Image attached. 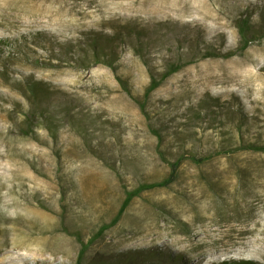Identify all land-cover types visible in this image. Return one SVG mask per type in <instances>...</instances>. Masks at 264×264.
<instances>
[{
  "label": "rangeland",
  "instance_id": "obj_1",
  "mask_svg": "<svg viewBox=\"0 0 264 264\" xmlns=\"http://www.w3.org/2000/svg\"><path fill=\"white\" fill-rule=\"evenodd\" d=\"M245 19L260 29L264 0H0V264H76L103 225L85 264H264V152L247 149L264 145V36L242 48Z\"/></svg>",
  "mask_w": 264,
  "mask_h": 264
},
{
  "label": "trees",
  "instance_id": "obj_2",
  "mask_svg": "<svg viewBox=\"0 0 264 264\" xmlns=\"http://www.w3.org/2000/svg\"><path fill=\"white\" fill-rule=\"evenodd\" d=\"M238 33L240 35V40L242 43V48H246L248 42L250 41L249 38L254 39L255 36H258L260 33L264 36V21L263 25L260 29L258 30H252L250 31L249 29V21L244 20V23H240L238 26ZM119 37H117V40ZM86 48L83 50L87 54L85 57V61H87L90 58H93L95 60H102V56L106 55L105 54V47L103 46V43L100 38H88L87 44L85 45ZM46 49V48H45ZM47 50V49H46ZM72 51H74L71 48ZM76 52H74L75 54ZM90 56H88L89 54ZM181 59L178 60L180 62ZM182 68V66L179 65H174L170 64L167 66V70L162 74V79L167 78L168 76L172 75L173 73H176ZM160 82L156 79L154 75L151 77V82L149 84V87L146 90V95L151 94L155 89H157L160 86ZM26 93H30L31 95H25L26 98H29L31 100L35 99H46L48 95H43L45 92H43L42 87L40 86L39 83L28 79L26 81ZM40 90L42 92H40ZM41 94V95H39ZM32 120H28V125L27 127H30L26 129V131L32 129ZM28 133V132H26ZM247 149L253 150V151H262L264 152V145H259L258 143H250L247 145ZM195 162H200L201 160L196 159L195 157H191ZM181 161V158L177 159L174 163H172V168H175L178 163ZM168 185V181L164 180L161 182H153L149 184H142L138 188L137 191H130L126 192V197L123 201V204L119 210V213L117 217L111 222V225L115 224L118 222L120 216L124 212V210L128 207L132 199L140 192L143 190H148V189H154V188H159V187H164ZM108 228V225H103L99 228V230L94 234L93 238L88 241L87 243L82 242L81 243V248L78 252L77 256V261L76 264H85V257L86 253L89 249V246L95 242L103 233L104 231ZM183 261L182 256L180 254L175 255L171 253H167L166 251L160 250L159 248H147V249H139V250H130L126 252H122L118 255H114L110 258H100L97 257L95 261L92 264H178ZM211 264H261L258 261L254 260H226L218 263H211Z\"/></svg>",
  "mask_w": 264,
  "mask_h": 264
},
{
  "label": "bare ground",
  "instance_id": "obj_3",
  "mask_svg": "<svg viewBox=\"0 0 264 264\" xmlns=\"http://www.w3.org/2000/svg\"><path fill=\"white\" fill-rule=\"evenodd\" d=\"M213 36V35H212ZM217 37V36H216ZM215 38V37H214ZM215 39H217V38H215ZM215 39H214V42H215ZM210 40V39H209ZM212 41H213V39H212ZM244 91V90H243ZM241 92V91H240ZM236 93V92H235Z\"/></svg>",
  "mask_w": 264,
  "mask_h": 264
}]
</instances>
